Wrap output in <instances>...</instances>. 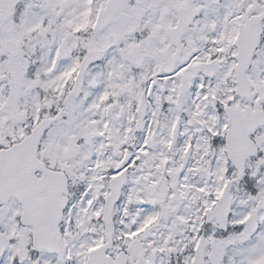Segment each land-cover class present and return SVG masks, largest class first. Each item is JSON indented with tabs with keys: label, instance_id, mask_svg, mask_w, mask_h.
Masks as SVG:
<instances>
[{
	"label": "snow or ice",
	"instance_id": "6c2138e0",
	"mask_svg": "<svg viewBox=\"0 0 264 264\" xmlns=\"http://www.w3.org/2000/svg\"><path fill=\"white\" fill-rule=\"evenodd\" d=\"M0 264H264V0H0Z\"/></svg>",
	"mask_w": 264,
	"mask_h": 264
}]
</instances>
